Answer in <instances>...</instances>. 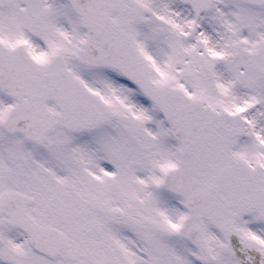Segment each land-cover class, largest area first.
Returning <instances> with one entry per match:
<instances>
[{
	"label": "snow or ice",
	"instance_id": "snow-or-ice-1",
	"mask_svg": "<svg viewBox=\"0 0 264 264\" xmlns=\"http://www.w3.org/2000/svg\"><path fill=\"white\" fill-rule=\"evenodd\" d=\"M0 264H264V0H0Z\"/></svg>",
	"mask_w": 264,
	"mask_h": 264
}]
</instances>
